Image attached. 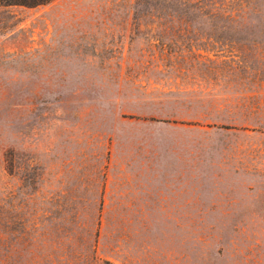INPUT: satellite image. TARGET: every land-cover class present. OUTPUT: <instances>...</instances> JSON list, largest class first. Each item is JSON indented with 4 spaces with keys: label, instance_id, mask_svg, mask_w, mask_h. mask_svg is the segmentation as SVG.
<instances>
[{
    "label": "rangeland",
    "instance_id": "374dc122",
    "mask_svg": "<svg viewBox=\"0 0 264 264\" xmlns=\"http://www.w3.org/2000/svg\"><path fill=\"white\" fill-rule=\"evenodd\" d=\"M0 264H264V0L0 7Z\"/></svg>",
    "mask_w": 264,
    "mask_h": 264
},
{
    "label": "crops",
    "instance_id": "0c3cea01",
    "mask_svg": "<svg viewBox=\"0 0 264 264\" xmlns=\"http://www.w3.org/2000/svg\"><path fill=\"white\" fill-rule=\"evenodd\" d=\"M174 175H177V173H175L174 171L171 173ZM179 176H182V173L180 172L178 174ZM166 179V177H164ZM169 178H172L171 176H169ZM175 182V183H174ZM167 181V179L165 181L162 180H158L157 178L154 179V176L147 180L146 182H144L142 185H135V190L137 191H141L145 196L143 197H147L146 194H152V193H158V192H166V193H177V191L181 192L182 191V180L178 179L175 181ZM139 186H142L141 188ZM161 198L165 199V196H162Z\"/></svg>",
    "mask_w": 264,
    "mask_h": 264
},
{
    "label": "trees",
    "instance_id": "16d2710c",
    "mask_svg": "<svg viewBox=\"0 0 264 264\" xmlns=\"http://www.w3.org/2000/svg\"><path fill=\"white\" fill-rule=\"evenodd\" d=\"M49 1L50 0H0V7L22 6L29 8V7L45 4Z\"/></svg>",
    "mask_w": 264,
    "mask_h": 264
}]
</instances>
